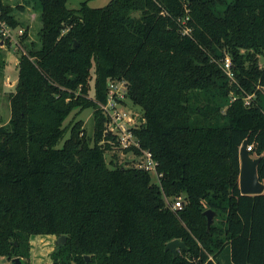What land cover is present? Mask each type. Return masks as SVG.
<instances>
[{
	"label": "trees",
	"instance_id": "trees-1",
	"mask_svg": "<svg viewBox=\"0 0 264 264\" xmlns=\"http://www.w3.org/2000/svg\"><path fill=\"white\" fill-rule=\"evenodd\" d=\"M68 3L38 0L37 42L0 0L26 45L0 124V256L27 264L36 237L66 236L53 264H221L228 246L233 264H264V193L239 188L245 141L264 182V0ZM115 79L142 114L135 133L158 161V182L117 162L122 149L89 97L93 80L106 101ZM89 108L92 135L77 119ZM179 197L185 206L173 209ZM209 209L222 218L210 231ZM174 239L188 248L177 257L166 251Z\"/></svg>",
	"mask_w": 264,
	"mask_h": 264
},
{
	"label": "rangeland",
	"instance_id": "rangeland-1",
	"mask_svg": "<svg viewBox=\"0 0 264 264\" xmlns=\"http://www.w3.org/2000/svg\"><path fill=\"white\" fill-rule=\"evenodd\" d=\"M5 4H9L14 8V15L22 21L24 24L29 26V41H39L38 32L42 27V23L40 20V11L38 7V0H2ZM84 0H68V5L71 9H78L81 7ZM88 4L91 8H102L107 6L111 0H87ZM24 8V9H21ZM25 25V26H26ZM24 28H17L14 31V34L17 35L18 30ZM16 39L20 41V45H16L15 42L4 41L0 35V124H6L9 122L11 116L10 109V100L9 95L11 92L15 90V87L19 78V64H20V53L25 52L26 45L24 46L21 43V37L16 36ZM10 42V43H9ZM11 44V45H10ZM261 66H264V59H261ZM114 81H117L116 79ZM93 87H91V91L89 97L92 98L93 102L97 106L96 109L101 110L103 112V106L105 105L108 94H110V89L108 88V93L106 97V101H99L95 99V89L93 80L91 81ZM119 82V80H118ZM119 84V83H117ZM261 104L264 107V93L262 94ZM125 109L135 108L139 110V107L135 106L130 102L129 96L127 104H123ZM96 109L89 108L79 113L77 119H82L86 126L87 133L92 135L94 133V113ZM74 115V114H73ZM72 116L67 119L66 124L72 119ZM105 117V114H104ZM106 123V117H105ZM108 127V123H106V128ZM111 141V140H109ZM117 156V162L121 165L128 167V165L132 164L134 151L128 150H119ZM154 182H158V179L153 175ZM217 219V218H216ZM222 218L219 217L216 221L217 225H221ZM56 239H58L56 237ZM32 255L30 259L26 260L27 264H44L46 261L50 260L49 264H53L52 258L50 257L51 253L56 250L54 242L51 237H42L38 236L32 241ZM219 260L221 264H232V260H230V251L229 248L226 247L223 250V253L219 256ZM0 264H12L8 259L0 256Z\"/></svg>",
	"mask_w": 264,
	"mask_h": 264
},
{
	"label": "built area",
	"instance_id": "built-area-1",
	"mask_svg": "<svg viewBox=\"0 0 264 264\" xmlns=\"http://www.w3.org/2000/svg\"><path fill=\"white\" fill-rule=\"evenodd\" d=\"M14 31H16V29L12 28L7 21H2L0 17V35L2 39L20 45V41L16 39V36L18 35V37H21L24 34V30H18L17 35L14 34ZM182 33L190 35V29L184 28ZM222 62V68H224L231 82H234L235 75L233 72L231 57L227 55ZM108 88L110 89V94H108L107 101L103 106V114H105L106 123H108L105 134L112 135L116 141H118L122 150L134 151V159L132 164L128 165V167H135L136 169L144 170L152 176L155 175L159 180L161 174H158V161L153 157L151 151L143 149L141 141L135 133L144 121L141 112L135 108L125 109L123 107V104H127L128 101L127 88L123 82L113 80L109 83ZM261 91L264 93V87H261ZM255 96L256 93H253V95H247L244 98L246 105H252ZM232 100L234 101L235 98H232ZM247 150L249 152L253 151V146H248ZM184 206L185 203L181 197L176 199L172 204V208L176 210L182 209Z\"/></svg>",
	"mask_w": 264,
	"mask_h": 264
},
{
	"label": "water",
	"instance_id": "water-1",
	"mask_svg": "<svg viewBox=\"0 0 264 264\" xmlns=\"http://www.w3.org/2000/svg\"><path fill=\"white\" fill-rule=\"evenodd\" d=\"M134 17H139V14L136 13ZM77 46V43H76ZM248 141H245L240 148V158H241V167H240V181L239 188L243 195L256 196L258 194L264 193V182L260 180L259 174L257 172L258 164L261 160V157H254L248 150ZM207 216V226L210 231L214 226L215 220L218 216L217 212L212 209H209L205 212ZM67 237L62 236L55 243L56 246L64 244ZM186 244H184L180 239L171 240L166 246V251H171L174 254V257L178 256L180 250H187ZM87 263L90 260V256H85ZM12 264H20L19 258H14Z\"/></svg>",
	"mask_w": 264,
	"mask_h": 264
},
{
	"label": "crops",
	"instance_id": "crops-1",
	"mask_svg": "<svg viewBox=\"0 0 264 264\" xmlns=\"http://www.w3.org/2000/svg\"><path fill=\"white\" fill-rule=\"evenodd\" d=\"M48 237H51L53 242H54V245H56L55 243L58 241V239H56V236H48ZM229 248V251L231 253V250H230V247L228 246ZM50 263V260L46 261L44 264H49ZM233 264V263H232Z\"/></svg>",
	"mask_w": 264,
	"mask_h": 264
}]
</instances>
